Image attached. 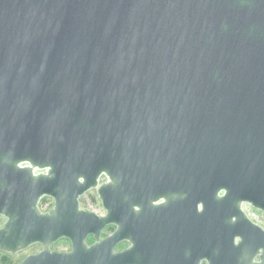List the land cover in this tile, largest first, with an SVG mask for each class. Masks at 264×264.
<instances>
[{
	"label": "water",
	"instance_id": "obj_1",
	"mask_svg": "<svg viewBox=\"0 0 264 264\" xmlns=\"http://www.w3.org/2000/svg\"><path fill=\"white\" fill-rule=\"evenodd\" d=\"M243 202L264 217V0H0V250L264 264Z\"/></svg>",
	"mask_w": 264,
	"mask_h": 264
},
{
	"label": "flooded vegetation",
	"instance_id": "obj_2",
	"mask_svg": "<svg viewBox=\"0 0 264 264\" xmlns=\"http://www.w3.org/2000/svg\"><path fill=\"white\" fill-rule=\"evenodd\" d=\"M103 178H104V176H102ZM101 177V178H102ZM100 178V179H101ZM104 180H105V178H104ZM103 180V181H104ZM99 182H101V181H99ZM92 190V189H91ZM93 190H95V189H93ZM90 191V190H89ZM89 191H87V192H89ZM96 191V190H95ZM86 192V193H87ZM85 193V194H86ZM84 195V194H83ZM82 195V196H83ZM82 196L78 199L79 200V208L80 209H85V208H83L82 206H81V198H82ZM45 200H47L48 201V203H49V205L48 206H46L45 208H43L42 207V203L45 201ZM101 203V202H100ZM53 205H54V199L53 198H51V197H49V196H43L40 200H39V202H38V208H39V210L42 212V213H45V212H47L49 209H51L52 207H53ZM102 206V205H101ZM103 208V207H102ZM198 209L199 210H201V205L199 204L198 205ZM241 209H242V211L244 212V214L247 216V218L250 220V221H252L251 220V218H250V216H249V214H255L256 216H258V218L261 220V224H257V223H255V222H253V223H255V224H257V225H259V226H261L262 228H264V217H263V214H262V212L260 211V210H258V209H256V208H254L251 204H249V203H247V202H243L242 204H241ZM103 211H104V209H103ZM104 213H105V211H104ZM103 213V214H104ZM97 214V213H96ZM103 214H101V215H103ZM99 215V214H98ZM6 222V218L5 217H3V216H0V228L1 227H3V225H4V223ZM108 228H111V230H110V233L109 234H107V235H103V233L108 229ZM115 226L114 225H108V226H106L102 231H101V233H100V238L101 239H103V238H106L108 235H110L114 230H115ZM61 239H66V238H61ZM61 239H59V240H61ZM59 240H57L56 242H54L51 246H50V249L51 250H53V251H57V252H67V251H70L71 250V243H70V241L68 240V239H66V240H68L69 241V247H68V249L67 250H56V249H53L52 248V246L55 244V243H57ZM95 242V240H94V238H93V236H91V235H89L87 238H86V244L87 245H91V244H93ZM131 244L127 241V240H123V241H121L120 243H118L117 244V246L115 247V249H114V251H123V250H125V249H127L129 246H130ZM33 246H39V249L38 250H35V251H32V252H30V253H28V254H25L24 256H22V257H19L18 258V260H17V262L15 263V264H19V263H21L27 256H29V255H33V254H37V253H39L40 251H42L43 250V245L42 244H40V243H35V244H32V245H30V246H28L27 248H25V249H21V250H18V251H16V252H7V251H2V250H0V252H2L3 254H5V255H17V254H19L20 252H23V251H25V250H27L28 248H31V247H33ZM254 261L255 262H258L259 261V257H258V255L254 258ZM2 264H4V263H2ZM199 264H208V261L206 260V259H201L200 260V262H199Z\"/></svg>",
	"mask_w": 264,
	"mask_h": 264
},
{
	"label": "rangeland",
	"instance_id": "obj_3",
	"mask_svg": "<svg viewBox=\"0 0 264 264\" xmlns=\"http://www.w3.org/2000/svg\"><path fill=\"white\" fill-rule=\"evenodd\" d=\"M104 180V178L102 177V179H100V181L102 182ZM49 203L47 200H45L42 203V207L45 208L46 206H48ZM82 207L83 208H87V207H94V208H99V214H103V208L101 206L100 200L98 199L97 193L95 190H90L89 192H87L86 194H84L82 196ZM111 228H108L103 235H107L110 233ZM52 247H69V241L66 239H61L59 240L57 243H55ZM39 246H33L31 248H28L27 250L20 252L17 255H5L2 252H0V264L4 263V264H15L18 260L19 257L24 256L25 254H28L32 251L38 250Z\"/></svg>",
	"mask_w": 264,
	"mask_h": 264
},
{
	"label": "built area",
	"instance_id": "obj_4",
	"mask_svg": "<svg viewBox=\"0 0 264 264\" xmlns=\"http://www.w3.org/2000/svg\"><path fill=\"white\" fill-rule=\"evenodd\" d=\"M251 220L257 224H261V220L258 218V216H256L255 214H249Z\"/></svg>",
	"mask_w": 264,
	"mask_h": 264
}]
</instances>
